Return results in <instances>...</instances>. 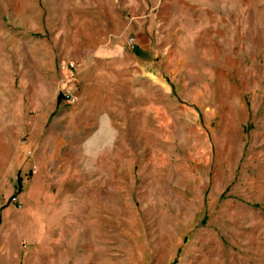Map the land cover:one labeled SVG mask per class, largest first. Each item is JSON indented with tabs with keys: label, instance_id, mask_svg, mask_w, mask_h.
Instances as JSON below:
<instances>
[{
	"label": "rangeland",
	"instance_id": "obj_1",
	"mask_svg": "<svg viewBox=\"0 0 264 264\" xmlns=\"http://www.w3.org/2000/svg\"><path fill=\"white\" fill-rule=\"evenodd\" d=\"M2 204L12 264H264V0H0Z\"/></svg>",
	"mask_w": 264,
	"mask_h": 264
},
{
	"label": "crops",
	"instance_id": "obj_2",
	"mask_svg": "<svg viewBox=\"0 0 264 264\" xmlns=\"http://www.w3.org/2000/svg\"><path fill=\"white\" fill-rule=\"evenodd\" d=\"M24 202H26L27 198L25 195H21L20 197ZM12 212L10 207L5 206L4 204L0 205V264H10L12 261L13 253L9 247V242H7V233L10 230L5 229L6 224L3 221H5V217L7 214ZM2 227V228H1ZM12 264V262H11Z\"/></svg>",
	"mask_w": 264,
	"mask_h": 264
},
{
	"label": "built area",
	"instance_id": "obj_3",
	"mask_svg": "<svg viewBox=\"0 0 264 264\" xmlns=\"http://www.w3.org/2000/svg\"><path fill=\"white\" fill-rule=\"evenodd\" d=\"M132 47L134 46L133 41L131 42ZM63 99L70 105H75L77 103V97L71 92L66 91L63 93ZM12 203L17 206L18 208H21V203L19 197L15 196L12 198Z\"/></svg>",
	"mask_w": 264,
	"mask_h": 264
}]
</instances>
